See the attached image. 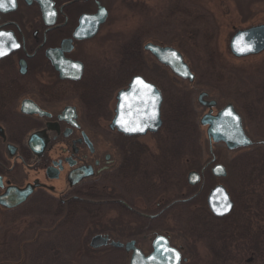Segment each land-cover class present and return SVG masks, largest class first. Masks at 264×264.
I'll return each mask as SVG.
<instances>
[{
	"label": "flooded vegetation",
	"instance_id": "1",
	"mask_svg": "<svg viewBox=\"0 0 264 264\" xmlns=\"http://www.w3.org/2000/svg\"><path fill=\"white\" fill-rule=\"evenodd\" d=\"M4 2L8 7L0 8V32L11 33L19 47H12L8 37L0 38L7 53L0 56V264L32 259L27 250L34 232L52 231L64 241L65 230L71 226L91 248H117L127 261L131 249L125 250V243L133 241L145 251L142 242L153 231L168 236L185 257L184 248L169 233L156 231L162 216L172 214L177 205H194L191 200L198 194L213 215L206 196L220 182L208 185L207 181L225 178L227 168L222 163L226 174H214L213 167L220 161L209 151L212 156L193 168L199 173L196 183L187 181L189 169L182 175L180 188L189 191L188 196H176V148L161 144L158 137L165 100L161 73L169 76L165 83L171 86L185 78L144 47L148 41L160 44L151 38L142 40L138 52L126 48L122 58L119 46L110 59L98 52L108 38L102 29L112 21L115 3L128 9L141 5L138 12L143 14L154 4L151 0H14L15 6L13 0ZM101 13L105 17L100 21ZM134 74L161 92V124L156 130L128 133L114 125L116 95ZM200 91L206 92L203 98L216 101L213 113L230 103L252 141L229 149L223 141L208 139L210 150L218 142L230 151L264 147V138L246 131L245 119L256 117L255 106L237 102L250 96L251 102L262 103L264 78L245 92L238 90L233 100L220 106L207 90ZM174 98L169 100L172 109ZM126 106V116H130L139 105ZM259 116L264 118V111ZM95 234L106 236L107 242L91 246ZM116 240L123 245H112ZM21 247H26L25 253Z\"/></svg>",
	"mask_w": 264,
	"mask_h": 264
},
{
	"label": "rangeland",
	"instance_id": "2",
	"mask_svg": "<svg viewBox=\"0 0 264 264\" xmlns=\"http://www.w3.org/2000/svg\"><path fill=\"white\" fill-rule=\"evenodd\" d=\"M176 1L179 3V5L177 6L176 10L173 11L172 7L176 5L173 2ZM195 2L201 6V9H205V11L211 13L213 24L216 25L212 31L214 35L213 40L217 51L216 62L219 67L218 70H220L219 73H216L213 68H211V66L205 61L204 53L196 47V44H194V35L188 31L189 29L186 25L187 22L191 21L190 16L184 14L183 11H179L183 10L185 7L187 10H193V4ZM150 3L154 5L152 9L149 8V11L146 12L147 14H143L142 12H138V10L135 11L131 8H129V10L128 8L121 6V4L118 5L115 3L113 19L102 29L103 32H108V38L102 45H99L101 48L98 49V52H103V54L109 59L114 57L113 54L117 52V47L120 45V43L123 42L129 34L134 32L135 29L140 26L146 29L147 33H144L145 39L151 38L158 41L162 45H173L174 47L178 48L183 53L185 61L195 72V77L192 81L188 82L189 80L186 78L179 79L178 81H180L182 84L180 88L185 85L190 90V95H188L186 98L188 102H185V105L188 104V106L186 105L187 109L189 107L191 115L196 117L199 132V139L197 143V147H199V153H197V157H192L189 155L182 156V158L178 159L177 161L179 165L180 163H182V165L185 164V166H183V168L179 171L181 175H183L188 169L191 171L193 168H199L201 163H204L210 158V156H212V153L209 151H214V154H217L215 155L216 161H220L221 163L225 164L228 176L217 180H208V185H212V183L219 181L227 188V182L228 184L236 182V185L238 186V182L242 181V174L244 175V173H241L240 167L237 166L239 161H232H234L233 158H235L239 152L243 153L245 148L230 151L224 146L223 143L218 142L213 145V150H210L208 146V137L205 133V126L199 123V117L203 112L206 111V109L197 102V94L201 89L207 90L210 97L218 100L217 106H220L226 102V100L232 99L233 95H235L238 90H240V92H245V90L251 88L252 83H255V81L258 79L260 80V78L264 76V51L259 54L247 55V57H236L234 54H232L230 49H228V43L230 40L229 38L235 32V30L264 22V0H161L160 2L157 0H151ZM182 6L183 8L180 9L179 7ZM239 6L244 10V12L241 11L242 9H240ZM157 13L159 14L157 15ZM183 38H187V41ZM179 40H182V42ZM162 73L164 72L162 71ZM161 77L164 76L162 75ZM164 80L162 79V85L165 92V101H173V97L175 96L174 99H176V101H174V103L176 104V107L177 102L183 101L184 103V101H186L185 98L180 95L181 93H177L179 92V87L175 85L171 86L169 83H165L166 81ZM116 84L115 86H117ZM119 84L120 83H118V85ZM256 97L257 96H255V99ZM250 99V96L245 97L244 99L243 97H240V99L238 98L239 101H237L241 106H250L252 103L257 110V115L255 117L256 119L253 118V116L252 119L248 118V116L246 117V131H248L254 137L264 138V118L259 116L261 114V110L264 111V100L259 104L256 101L251 102ZM176 107L173 109V115H176L179 112ZM188 127L191 128L190 125H188ZM218 155L219 157H217ZM177 184L179 189L178 195L176 196L179 198L188 196L189 191L185 190L184 188H180L182 181L180 179L178 180V178ZM182 190L184 191L181 192ZM201 195L202 194H198L191 200V202L194 201L193 208L199 206L198 203H200L199 199ZM188 205L189 204L177 205L176 210H173L172 214L167 216L163 215L161 226H158L159 219L153 222H157L155 226L160 228L156 231H166L170 234V238H172V241L174 240L176 245H182L186 257V259L182 261V264L188 262L192 253L197 252V254L200 256L206 255V249L203 243L200 241L194 242L190 237L191 235L187 228L188 222L185 220L187 218L186 215H188L189 212L188 210L190 209L187 208ZM90 233L87 235L88 240L90 238ZM154 233L155 231L150 233V236L144 238L142 246L144 247L143 249L145 251L149 250V238L153 237ZM47 241L48 240H44L45 243H47ZM54 241L56 244H58L61 242V239H54ZM75 241L76 242H74V245L78 247V245L81 244L82 238L79 237V239H75ZM21 250H23V253H25L27 249L26 247H24V249L21 247ZM100 254L101 258H98L104 261H110L112 262L111 264H126L127 262L123 251L121 252V256L119 255L118 250L113 251L112 253H107V251L105 252L102 250ZM51 258L53 257L50 256L46 259L51 260ZM60 262L62 263V261H55L53 264H59Z\"/></svg>",
	"mask_w": 264,
	"mask_h": 264
},
{
	"label": "trees",
	"instance_id": "3",
	"mask_svg": "<svg viewBox=\"0 0 264 264\" xmlns=\"http://www.w3.org/2000/svg\"><path fill=\"white\" fill-rule=\"evenodd\" d=\"M178 5L179 3L176 1V5L172 7V10L175 11ZM183 6L179 8L181 9ZM130 8L136 11L140 10L142 6L132 4ZM240 9L242 8L240 7ZM179 11H183L184 14L190 16L191 21L187 22L186 25L188 31L194 35V44L204 53L205 61L211 68L219 73L220 70H218L219 67L216 62L217 51L212 31L216 25L213 24L211 13L201 9V6L196 2L193 4V10H187L185 7ZM241 11L244 12L243 9ZM144 33H147L145 28L137 27L120 43L121 58L126 48H131L132 51L134 48L135 52L141 50L139 45L145 39ZM183 39L187 41V38ZM179 41L182 42V40ZM161 74L164 76L161 78L163 80L165 78L164 81L169 78L164 73ZM178 80L175 83L180 88L182 84ZM179 88L177 93H181L180 95L186 100L190 95L189 88L185 85L180 90ZM164 94L165 92H163ZM189 101L191 102L190 99ZM185 102H188V100L184 103L183 101L177 102L176 109L179 112L173 115L171 101H163V123L158 131L161 144H171L176 148L177 160L182 156L197 157V153H199V147H197L199 139L198 123L196 117L191 115L189 107L187 109L188 104L186 106ZM248 118L251 117L248 116ZM233 160L232 162L239 161L237 166L240 167L241 173L243 172L244 175L242 174V181L238 182V186L236 182L229 184L227 182V189H229L233 199L231 211L222 217H216L201 202L198 203L199 206H196V208H193L194 205L192 204L187 207L190 209L185 220L188 222L187 228L190 237L194 242L200 241L203 243L206 255L200 256L197 252L192 253L185 264H264V147L247 148L243 153L237 154ZM183 166L185 164H177L178 180L182 179L179 170ZM51 232L47 233V237V234H43L44 232L39 234L34 232V240L30 244L31 248L27 250L29 255L32 253V259L10 264H53L55 261H62L59 264H111L110 261L100 259V252L104 250L107 253H112L118 250L114 247L91 248L85 240H82L77 247L74 242H76L75 239H79V236H77L78 232L73 226L66 228L64 241H61L60 244L55 243L54 239H57V236L56 234L53 236ZM46 239L49 245L44 242ZM118 251L121 256V251ZM50 256L53 258L47 260L46 258Z\"/></svg>",
	"mask_w": 264,
	"mask_h": 264
},
{
	"label": "water",
	"instance_id": "4",
	"mask_svg": "<svg viewBox=\"0 0 264 264\" xmlns=\"http://www.w3.org/2000/svg\"><path fill=\"white\" fill-rule=\"evenodd\" d=\"M105 13V12H104ZM101 13L100 21L104 19L105 14ZM229 49L232 54L243 56L247 54L257 53L264 48V23L250 25L244 28L237 29L229 38ZM144 47L149 49L153 55L168 65L174 73L182 78H187L189 81L194 79V73L190 70L187 62L184 60L182 53L172 45H162L151 41L145 42ZM136 78L142 79L146 84L151 85V91H136L133 82ZM161 92L156 88V85L145 80L141 75H133L127 84L126 88H122L117 93L116 116H114V125L122 131L128 133H144L147 130H156L161 124L160 104L162 100ZM206 95L205 91H200L198 94V102L208 107V110L199 118V123L205 126V133L212 141H223L227 148L232 149L238 146L249 145L252 141L243 131L241 119L234 111L232 105L227 103L225 106L212 111V106L216 103L214 99L203 98ZM155 99L153 107L151 99ZM130 103L139 105L132 111L136 112L133 115L126 116L127 104ZM152 111H155V118H151ZM231 112V115L228 113ZM123 124L130 122L128 127L143 128V131H126ZM225 168L222 163H216L213 167V173L216 175H225ZM189 183H196L199 180V173L196 170H191L187 174ZM207 205L213 215L223 216L229 213L233 206V201L223 183H216L207 193ZM107 237L101 234L92 236L90 245L93 247L105 244ZM114 246H122L120 241H111ZM131 249V255L127 264H179L181 261L180 251L173 247L165 235L157 234L151 242V250L144 253L141 249L134 245L133 241L125 243V250ZM175 250L179 254L178 261L174 259V253L169 250ZM182 259H186L182 257Z\"/></svg>",
	"mask_w": 264,
	"mask_h": 264
},
{
	"label": "snow or ice",
	"instance_id": "5",
	"mask_svg": "<svg viewBox=\"0 0 264 264\" xmlns=\"http://www.w3.org/2000/svg\"><path fill=\"white\" fill-rule=\"evenodd\" d=\"M13 6H15L14 4V0H13ZM8 5L7 3L4 2V0H0V8H7ZM51 15H55V13H51ZM3 37H8L9 40H12L13 43H12V47H19L18 44H15L14 42V38L12 36L11 33H3V32H0V38H3ZM6 51L4 50V46H3V43H0V56H4L6 55ZM133 85H134V88L136 91H140V92H143V91H151L152 89V86L151 85H148L146 84L142 79L140 78H136V80L133 82ZM149 99H151L152 101V104H153V107L155 105V99L154 98H151L149 97ZM229 115H231V112L228 113ZM151 118H155V111H152V114H151ZM118 122H121L122 123V126L125 127V130L126 131H143V128H136V127H128L126 124H123L122 121H118ZM171 252L174 253V259H176L178 261L179 259V254L178 253H175V250H169Z\"/></svg>",
	"mask_w": 264,
	"mask_h": 264
}]
</instances>
